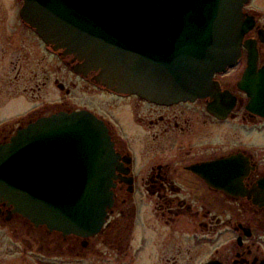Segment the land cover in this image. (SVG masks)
Returning <instances> with one entry per match:
<instances>
[{"label":"flooded vegetation","instance_id":"1","mask_svg":"<svg viewBox=\"0 0 264 264\" xmlns=\"http://www.w3.org/2000/svg\"><path fill=\"white\" fill-rule=\"evenodd\" d=\"M254 3L240 57L213 78L219 94L157 102L104 85L48 46L24 0H0V153L54 117L86 113L115 157L96 233L0 193V264H264V12Z\"/></svg>","mask_w":264,"mask_h":264},{"label":"water","instance_id":"2","mask_svg":"<svg viewBox=\"0 0 264 264\" xmlns=\"http://www.w3.org/2000/svg\"><path fill=\"white\" fill-rule=\"evenodd\" d=\"M25 1V19L48 45L109 88L157 102L219 94L213 78L235 65L253 25L244 13L250 0ZM31 130L0 153V193L33 217L98 232L113 201L106 127L74 114Z\"/></svg>","mask_w":264,"mask_h":264},{"label":"rangeland","instance_id":"3","mask_svg":"<svg viewBox=\"0 0 264 264\" xmlns=\"http://www.w3.org/2000/svg\"><path fill=\"white\" fill-rule=\"evenodd\" d=\"M253 6L264 12V0H255V3Z\"/></svg>","mask_w":264,"mask_h":264}]
</instances>
